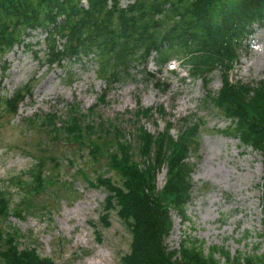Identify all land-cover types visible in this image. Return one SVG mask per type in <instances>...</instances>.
Wrapping results in <instances>:
<instances>
[{
	"label": "rangeland",
	"instance_id": "1",
	"mask_svg": "<svg viewBox=\"0 0 264 264\" xmlns=\"http://www.w3.org/2000/svg\"><path fill=\"white\" fill-rule=\"evenodd\" d=\"M26 43L0 57V70L6 69L0 72V96L30 90L18 111L0 117V192L11 212H21L0 216V252L12 241L52 264H124L133 219L123 215L128 204L117 191L130 189L109 149L114 153L123 142L144 165L142 137L166 130L175 139L192 131L187 145L193 183L188 218L172 214L168 249L185 237L233 253L259 243L264 249V153L226 131L230 121L217 95L228 67L202 80L176 60L161 69L152 61L148 68L157 72L159 89L139 63L104 83L90 60L50 65L40 29ZM173 65L176 73L169 71ZM230 65L232 82L254 86L264 80V26L256 27ZM39 163L44 173L37 180ZM165 179L161 165L157 189Z\"/></svg>",
	"mask_w": 264,
	"mask_h": 264
},
{
	"label": "trees",
	"instance_id": "2",
	"mask_svg": "<svg viewBox=\"0 0 264 264\" xmlns=\"http://www.w3.org/2000/svg\"><path fill=\"white\" fill-rule=\"evenodd\" d=\"M122 1L88 0L86 7L82 0H0V57L27 44L31 32L40 29L50 65L90 60L104 83H114L120 70L139 63L143 76L159 89L157 72L148 69L151 59L159 69L178 60L192 78L202 80L228 67L217 95L230 121L226 131L245 147L264 153V80L252 86L228 77L239 50L257 26H264V0H134L126 6ZM73 80L69 73L68 83ZM29 94L28 88H19L0 96V117L18 111ZM167 131L142 137L144 165L133 160L123 142L117 143L114 153L109 149L112 165L121 169L130 189L117 191V198L128 204L123 215L133 219L132 249L124 264H264L260 243L250 251L233 253L225 245L205 247L202 241L185 237L178 248L168 249L172 214L188 218L193 183L187 145L192 131L177 139ZM161 165L166 167V179L160 190L155 174ZM38 168L37 180L44 173L42 164ZM11 209L8 197L0 192V216H21ZM260 237L264 240V231ZM0 258L2 264H52L34 250H19L12 241Z\"/></svg>",
	"mask_w": 264,
	"mask_h": 264
}]
</instances>
